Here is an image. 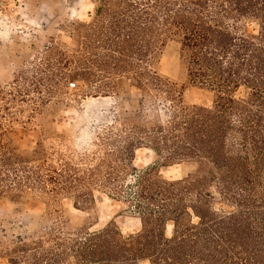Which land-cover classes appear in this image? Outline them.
<instances>
[{
  "label": "trees",
  "instance_id": "trees-1",
  "mask_svg": "<svg viewBox=\"0 0 264 264\" xmlns=\"http://www.w3.org/2000/svg\"><path fill=\"white\" fill-rule=\"evenodd\" d=\"M81 27L79 65L62 80L81 79L105 96L120 95L125 80L140 92L105 130L106 161L87 184L127 203L141 230L124 237L111 222L95 231L24 232L0 244V257L8 264H264V0H95L92 21ZM173 39L188 81L214 94L211 107L185 105L177 84L156 69ZM7 145L0 143V201L25 206L32 191L85 186L66 171L30 166L34 155L26 161ZM139 148L151 149L162 167L190 170L173 180L154 167L136 173ZM75 198L76 207L84 201Z\"/></svg>",
  "mask_w": 264,
  "mask_h": 264
},
{
  "label": "rangeland",
  "instance_id": "rangeland-1",
  "mask_svg": "<svg viewBox=\"0 0 264 264\" xmlns=\"http://www.w3.org/2000/svg\"><path fill=\"white\" fill-rule=\"evenodd\" d=\"M94 8L95 0H0V143L17 147L26 161L34 155L38 160L30 166L44 164L45 170L66 171L85 183L72 193L32 191L25 206L0 201V244L14 243L24 232L74 231L88 225L95 231L111 222L124 237L141 230L139 216L127 203L87 184L91 170L106 161L101 142L105 130L124 110L127 98L137 104L140 92L129 90L125 80L121 94L111 96L97 93L81 79L62 80L79 65L75 38L81 25L92 21ZM156 69L177 84L185 105H213L212 92L188 81L178 40L166 43ZM134 167L136 173L154 167L169 180L190 170L162 167L149 148L136 151ZM128 182L133 183L132 176ZM77 194L84 201L76 207ZM171 233L168 224L166 234ZM0 264H8L7 258L0 257Z\"/></svg>",
  "mask_w": 264,
  "mask_h": 264
}]
</instances>
